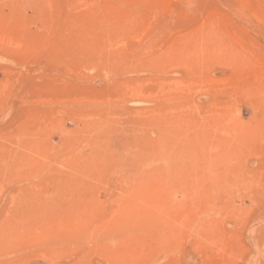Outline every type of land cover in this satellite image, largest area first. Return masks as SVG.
Returning <instances> with one entry per match:
<instances>
[{
  "label": "rangeland",
  "instance_id": "374dc122",
  "mask_svg": "<svg viewBox=\"0 0 264 264\" xmlns=\"http://www.w3.org/2000/svg\"><path fill=\"white\" fill-rule=\"evenodd\" d=\"M0 264H264V0H0Z\"/></svg>",
  "mask_w": 264,
  "mask_h": 264
}]
</instances>
